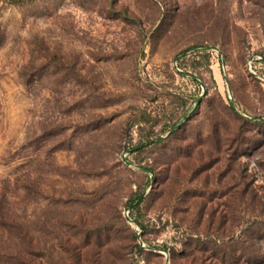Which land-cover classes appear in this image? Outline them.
I'll use <instances>...</instances> for the list:
<instances>
[{
  "label": "rangeland",
  "instance_id": "obj_1",
  "mask_svg": "<svg viewBox=\"0 0 264 264\" xmlns=\"http://www.w3.org/2000/svg\"><path fill=\"white\" fill-rule=\"evenodd\" d=\"M257 210L264 0H0V264H221Z\"/></svg>",
  "mask_w": 264,
  "mask_h": 264
},
{
  "label": "trees",
  "instance_id": "obj_2",
  "mask_svg": "<svg viewBox=\"0 0 264 264\" xmlns=\"http://www.w3.org/2000/svg\"><path fill=\"white\" fill-rule=\"evenodd\" d=\"M10 3H18L21 0H9ZM206 50H200L197 52L205 53ZM207 53V52H206ZM209 54H204L208 59ZM35 69H42L43 71L48 68L43 65H35ZM54 71L59 69V67L54 66ZM41 70V71H42ZM48 70V69H47ZM35 83L31 80H25V84ZM59 149V144L56 146L52 145L46 150L47 155H50L51 152L57 151ZM138 206V205H137ZM261 211L255 212L254 218L256 219L249 228L243 231L241 240H229L228 242H223L222 245L216 244L212 241V247L209 249V245H206L203 248H199L200 251L211 250L213 256L217 258L221 264H239L241 261L246 262L247 264H264V247L262 246L261 240L264 241V217L262 216ZM259 218V220H257Z\"/></svg>",
  "mask_w": 264,
  "mask_h": 264
}]
</instances>
